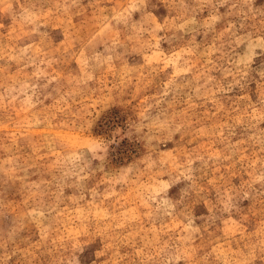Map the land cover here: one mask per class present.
I'll return each mask as SVG.
<instances>
[{"label":"rangeland","instance_id":"1","mask_svg":"<svg viewBox=\"0 0 264 264\" xmlns=\"http://www.w3.org/2000/svg\"><path fill=\"white\" fill-rule=\"evenodd\" d=\"M0 264H264V0H0Z\"/></svg>","mask_w":264,"mask_h":264}]
</instances>
